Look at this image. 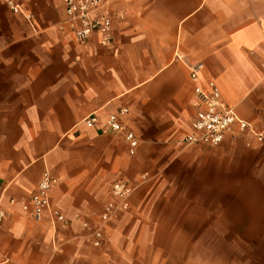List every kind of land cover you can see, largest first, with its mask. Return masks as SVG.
Instances as JSON below:
<instances>
[{"label":"crops","instance_id":"1","mask_svg":"<svg viewBox=\"0 0 264 264\" xmlns=\"http://www.w3.org/2000/svg\"><path fill=\"white\" fill-rule=\"evenodd\" d=\"M110 1L124 19L114 21L113 45L105 47L101 35L80 43L69 27L60 28L65 0H19L20 13L0 0V182L20 206L50 168L58 178L52 205L72 223L55 246L47 223L6 203L0 264L81 260L86 244L80 238L87 233L81 221H98L118 179L136 190L129 209L106 227L110 235L133 232L137 241L142 233L150 239L154 233L255 230L254 219L241 227L243 216L225 201L240 199L234 186L264 176V143L229 138L217 147L185 148L181 141L197 111L189 69L197 62L205 65L203 83L214 81L225 102L260 127L264 0ZM123 107L140 141L134 154L123 136L81 125L93 113L106 118ZM171 241L153 244L162 261L176 246V264H192L188 242ZM118 246L127 263V242ZM176 253L171 250V259Z\"/></svg>","mask_w":264,"mask_h":264},{"label":"built area","instance_id":"2","mask_svg":"<svg viewBox=\"0 0 264 264\" xmlns=\"http://www.w3.org/2000/svg\"><path fill=\"white\" fill-rule=\"evenodd\" d=\"M4 3L13 12H22L19 0H4ZM65 13L66 18L60 25L61 29L69 27L80 43H86L94 35H101L102 45L105 47L113 45L114 21L124 19V14L114 9L110 0H65ZM27 18L30 16L27 15ZM189 69L190 78L195 84L197 111L191 121V132L181 141L183 147L197 145L217 147L229 138L233 140L252 138L259 143H264V119L260 127L242 119L235 109L225 102L214 81L206 78V84H204L202 81L204 63H193ZM129 115L130 111L126 107L110 113L106 118L93 113L85 118L81 125L96 129L104 135L123 136L129 154H134L140 141L128 128ZM57 184V176L49 168H45L29 201L19 206L15 198L8 197L7 187L0 182V223L10 217L6 203L10 208L19 206L24 217L49 225L52 240L56 246L62 232L72 224L64 213L52 205L51 191ZM135 190L136 188L127 179L114 181L98 221L94 224L81 221L82 227L87 230L83 238L94 247H102L105 226L120 211L129 209L130 199Z\"/></svg>","mask_w":264,"mask_h":264},{"label":"rangeland","instance_id":"3","mask_svg":"<svg viewBox=\"0 0 264 264\" xmlns=\"http://www.w3.org/2000/svg\"><path fill=\"white\" fill-rule=\"evenodd\" d=\"M234 189L240 193V199L226 200V207L231 208L232 210L228 209L233 213L243 216L240 220H244L242 222L245 225L241 227H248L247 220L254 219L255 223L251 227L255 230L154 233L150 239L146 233H142V239L139 240H143V243H140L139 240L136 241V233L133 232H112L111 235L107 233L105 229L115 216L104 228L102 247H94L83 237L80 238L86 247L79 250L81 260L74 264H176L179 248L172 246L173 248L168 249L164 258L166 262H163L162 257L158 255L159 249L156 248L158 246L153 244L157 245L172 239L171 243L177 245L183 238L190 246L184 249L187 251L186 258L188 255L186 261L192 264H264V176L257 175L255 183L241 182L238 186H234ZM110 237L115 246L109 245ZM121 239L128 245L127 263H122L121 260L123 254L118 246ZM147 240L151 241L152 245ZM171 250L177 252L175 259H171L173 255H169Z\"/></svg>","mask_w":264,"mask_h":264}]
</instances>
